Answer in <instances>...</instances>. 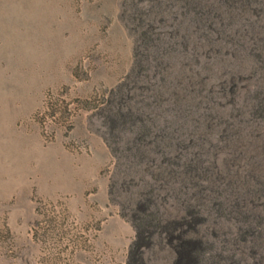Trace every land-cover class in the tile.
Here are the masks:
<instances>
[{"label":"rangeland","instance_id":"rangeland-1","mask_svg":"<svg viewBox=\"0 0 264 264\" xmlns=\"http://www.w3.org/2000/svg\"><path fill=\"white\" fill-rule=\"evenodd\" d=\"M196 1L0 0V264H264V0Z\"/></svg>","mask_w":264,"mask_h":264},{"label":"bare ground","instance_id":"bare-ground-1","mask_svg":"<svg viewBox=\"0 0 264 264\" xmlns=\"http://www.w3.org/2000/svg\"><path fill=\"white\" fill-rule=\"evenodd\" d=\"M197 1H199L197 4H196V2ZM196 2H195V5L193 6V8L196 10V16H198L199 17V19L200 18H202L203 16H204V14H205V12L207 13L210 9H212L211 7V4H209L210 2H211V0H197ZM225 3H227L229 0H223ZM231 1V0H230ZM209 2V3H208ZM246 0H245V4H246ZM254 2V1H253ZM207 5H210V6H207ZM213 5V4H212ZM227 6H230V4H226ZM242 6V5H241ZM192 11V10H191ZM190 11V12H191ZM259 55V54H258ZM261 59V58H260ZM256 112V111H255ZM261 113V112H260ZM259 121V120H258ZM144 130H146V129H144ZM145 133H147V132H145ZM137 140V139H136ZM139 140V139H138ZM140 141V140H139ZM138 142V141H137ZM208 144V143H207ZM251 145H253V143L251 144ZM261 144H259V145H256V146H250L249 145V147H250V150H252L253 148H255L256 149V152L257 153H263V151H264V145L263 146H260ZM251 152H254V150H252ZM229 161L230 160H232V158H231V156H229V158H227ZM254 159V158H253ZM228 162V161H227ZM256 162V161H255ZM262 162L264 163V161L262 160ZM254 163V162H251V161H249L248 162V164H247V171L248 172H250V169L249 168H252L253 167V165H255L256 166V168L259 166V168L260 169H264V166H263V163ZM263 166V167H262ZM175 167V166H174ZM206 168V167H205ZM206 170V169H205ZM208 170V169H207ZM186 171V170H185ZM195 171V170H194ZM186 173V172H185ZM191 173V172H190ZM189 174V173H188ZM196 175V174H195ZM206 175V174H205ZM189 176V175H188ZM263 177H264V175H263ZM155 179V178H154ZM156 180V179H155ZM199 180V179H198ZM242 180H244V179H242ZM186 182V181H185ZM196 182H198V181H196ZM263 182V181H262ZM175 184V183H174ZM190 184H192L191 182H190ZM156 189V188H155ZM263 189V188H262ZM154 190V189H153ZM196 190H197V188H196ZM199 190V189H198ZM203 190V189H202ZM150 191H151V189H150ZM205 191V190H204ZM203 191V192H204ZM216 191H217V189H216ZM264 191V190H263ZM246 192V191H245ZM251 192V191H250ZM255 192V191H254ZM223 193V192H222ZM156 195V194H155ZM239 195V194H238ZM197 196V195H196ZM234 196V195H233ZM242 196V195H241ZM211 197V196H210ZM262 197V196H261ZM222 198V197H221ZM190 199V198H189ZM232 200V199H231ZM253 200V199H252ZM179 201V200H178ZM177 201V202H178ZM207 201V200H206ZM240 201V200H239ZM248 201V200H247ZM249 201H251V200H249ZM222 202V201H221ZM233 202V201H232ZM223 203V202H222ZM253 203H254V201H253ZM218 204V203H217ZM235 204V203H234ZM264 205V204H263ZM226 209V208H225ZM238 209V208H237ZM155 210V209H154ZM246 210V209H245ZM209 211V210H208ZM225 211V210H224ZM228 211V210H227ZM241 211V210H240ZM235 212V211H234ZM263 212V211H262ZM191 213V212H190ZM196 214V213H195ZM226 214H228V213H226ZM239 215V214H238ZM237 215V216H238ZM261 215V214H260ZM158 216V215H157ZM189 216V215H188ZM217 216H218V214H217ZM229 216V215H228ZM235 216V215H234ZM160 217V216H159ZM196 217V216H195ZM251 217V216H250ZM257 217V216H256ZM156 218V217H155ZM191 218V217H190ZM194 218V217H193ZM210 218V217H209ZM225 218V217H224ZM258 218V217H257ZM259 218H261V217H259ZM201 219V218H200ZM235 219V218H234ZM244 219V218H243ZM255 219V218H254ZM205 220V219H204ZM226 220V219H225ZM257 220H259V219H257ZM200 221V220H199ZM209 221V220H208ZM241 221V220H240ZM154 222V221H153ZM193 222V221H192ZM207 222V221H206ZM246 222V221H245ZM256 222H258V221H256ZM190 223H191V221H190ZM189 223V224H190ZM198 223V222H197ZM219 223V222H218ZM264 223V222H263ZM217 225V224H216ZM215 225V226H216ZM221 225V224H220ZM252 227V226H251ZM259 228V227H258ZM239 229V228H238ZM240 230V229H239ZM251 230V229H250ZM264 230V229H263ZM200 231V230H199ZM242 231V230H241ZM240 231V232H241ZM244 231V230H243ZM205 233V232H204ZM228 233V232H227ZM250 233V232H249ZM214 234V233H213ZM234 234V233H233ZM232 235V234H231ZM230 235V236H231ZM254 236V237H253ZM252 237L254 238V245L256 246V247H254V249L256 250V251H251L252 252V254H256V252H258V250L260 249H262V248H264V231H262V232H258V231H255V232H253V235H252ZM251 237V238H252ZM224 238V237H223ZM245 238V237H244ZM233 239V238H232ZM226 240V239H225ZM248 240V239H247ZM252 240V239H251ZM195 242H197L196 240H194ZM202 241H204V240H202V238H200V241L198 240V242H199V247H198V249H197V252H196V254L198 255V264H237V262H235V261H233L232 259H230L229 258V261H231V263L230 262H226V260H224L225 258L227 259V256H224V258H223V256H222V254H219V253H214L213 252V245L212 244H209L208 242H202ZM226 242V241H225ZM232 242H234V241H232ZM242 242V241H241ZM217 243V242H216ZM219 243V242H218ZM195 245V244H194ZM228 245H230V244H228ZM232 245V244H231ZM198 246V245H197ZM225 246V245H224ZM240 247V246H239ZM247 248V247H246ZM259 248V249H258ZM180 249H181V247H180ZM185 249V248H184ZM225 249V248H224ZM233 249V248H232ZM235 249V248H234ZM250 249H252L253 250V248L252 247H250ZM220 250V249H219ZM223 250V249H222ZM240 250V249H239ZM244 250V249H243ZM184 252V251H183ZM193 252V251H192ZM191 252V253H192ZM224 252V251H223ZM233 253V252H232ZM195 254V253H194ZM229 255V254H228ZM238 256V255H237ZM243 257V256H242ZM262 256H261V261L262 262H264V260H262ZM186 259V258H185ZM188 259H191V258H188ZM253 259V258H252ZM237 260V259H236ZM260 260L258 261V262H260ZM240 261V260H239ZM191 262V261H190ZM226 262V263H225ZM194 263V262H193ZM250 263V262H249ZM255 263V262H254ZM187 264V263H186ZM191 264V263H190Z\"/></svg>","mask_w":264,"mask_h":264}]
</instances>
